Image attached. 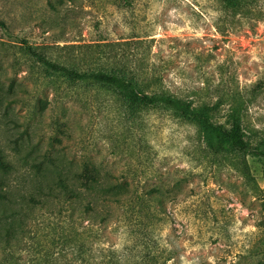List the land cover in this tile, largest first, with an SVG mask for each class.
Wrapping results in <instances>:
<instances>
[{
  "label": "rangeland",
  "instance_id": "obj_1",
  "mask_svg": "<svg viewBox=\"0 0 264 264\" xmlns=\"http://www.w3.org/2000/svg\"><path fill=\"white\" fill-rule=\"evenodd\" d=\"M249 3L0 0V264H264V157L29 48L223 99L227 126L236 102L264 148V0Z\"/></svg>",
  "mask_w": 264,
  "mask_h": 264
},
{
  "label": "trees",
  "instance_id": "obj_2",
  "mask_svg": "<svg viewBox=\"0 0 264 264\" xmlns=\"http://www.w3.org/2000/svg\"><path fill=\"white\" fill-rule=\"evenodd\" d=\"M228 7L244 13L249 14V0H224ZM0 24H3L0 20ZM33 53L38 55L40 59L53 71L65 72L74 78H82L89 80H97L104 83L112 84L124 91L126 94L136 97L144 104L161 103L173 109L180 116L192 120L199 124L205 134L206 139L213 144L216 140L229 145L233 150L243 154H253L256 156L264 157V148L253 146L245 137V130L243 127V110L235 102L230 107L228 114L230 126L222 124L215 120V111L221 106L222 100L216 101L212 104L197 103L193 99L180 97L169 92H148L143 83L137 77L128 72L120 74L111 73L109 71L97 72H79L70 69L66 66L54 63L46 57L40 55L32 47L29 46ZM0 165H4L3 156L0 150ZM93 172H83L81 177L85 175L88 177L93 176ZM0 198H5V194L0 192Z\"/></svg>",
  "mask_w": 264,
  "mask_h": 264
}]
</instances>
